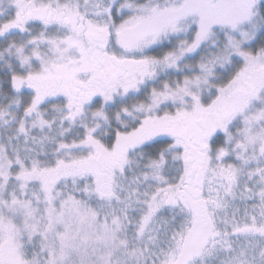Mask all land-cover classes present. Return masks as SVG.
I'll return each mask as SVG.
<instances>
[{"label": "snow or ice", "instance_id": "snow-or-ice-1", "mask_svg": "<svg viewBox=\"0 0 264 264\" xmlns=\"http://www.w3.org/2000/svg\"><path fill=\"white\" fill-rule=\"evenodd\" d=\"M0 264H264V0H0Z\"/></svg>", "mask_w": 264, "mask_h": 264}]
</instances>
